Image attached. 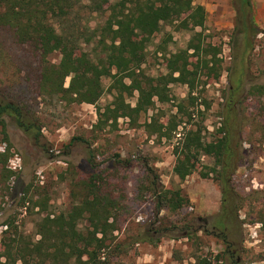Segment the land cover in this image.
<instances>
[{"label":"rangeland","instance_id":"obj_1","mask_svg":"<svg viewBox=\"0 0 264 264\" xmlns=\"http://www.w3.org/2000/svg\"><path fill=\"white\" fill-rule=\"evenodd\" d=\"M195 3L206 9L204 27L163 26L147 47L143 71L152 78H169L174 73L170 59L187 50L197 33H201L205 46L211 44L220 51V62L211 77L203 72L199 75L192 94L195 104L188 97V85L170 83L171 101L157 102L136 127L126 118L120 119L115 128L99 126L98 107L113 99L109 77L102 80L104 90L96 105L71 103L48 93L41 83L43 65L38 45L23 43L14 28L0 26V105L11 104L20 112L3 116L12 146L8 169L13 174L6 180L0 169V264L20 263H14L16 252L11 259L4 253L5 224L12 225L5 236L8 240L15 241L23 234L28 240L38 241L39 225L48 217L55 219L81 204L83 182L94 173L99 190L115 202L110 221L114 230L108 234V244L111 248L119 246L112 255L116 264H195V257L214 263L219 258L223 264H236L237 258L239 264H264V94H252L253 87L264 85V35L255 39L254 49L248 51L242 64L244 44L236 30L238 17L233 1ZM252 3L255 23L264 30V0ZM105 21L106 17L97 14L82 16L79 28L87 35L81 38L83 52L97 50V40L87 44L86 39ZM189 54L193 71L198 67V57L193 51ZM60 60L59 52L47 56V61L55 65ZM239 77L242 88L234 99L241 103L231 121L237 158L232 186L242 202L238 218L226 235L217 225L221 187L214 173L202 176L214 166L215 159L201 157L194 173L181 181L174 173V149L191 128L201 127L207 142L222 137L217 129L226 118L224 105L229 89ZM68 84L69 79L65 86ZM136 94L128 98L132 106L136 105ZM180 104L185 108L182 113H178ZM187 112L193 113L192 120ZM146 122L163 125V131L151 134ZM35 127L40 128L38 142L35 136L39 130ZM2 140L0 126V151L4 152L6 144ZM154 181L158 194L153 191ZM28 187L32 203L23 204ZM178 190L184 200L182 206L160 210V196ZM86 214L75 219L77 231L84 236L92 231V221ZM229 244L234 257L228 251Z\"/></svg>","mask_w":264,"mask_h":264},{"label":"trees","instance_id":"obj_2","mask_svg":"<svg viewBox=\"0 0 264 264\" xmlns=\"http://www.w3.org/2000/svg\"><path fill=\"white\" fill-rule=\"evenodd\" d=\"M237 8V32L243 40L244 51L242 64L250 49H254L255 39L264 35L255 23L252 0H232ZM84 14H97L106 17L105 24L92 31L87 44L97 40L94 53L83 52L81 38L87 36L80 30V21ZM206 9L195 0H0V26H9L16 30L17 38L23 43L38 45L42 58L41 83L48 93L60 96L65 101L78 104L96 105L103 93V78L112 80L110 91L112 101L98 107L100 127H117L118 121L126 118L133 127L138 125L142 115L155 109L157 102L165 104L171 101L169 84H186L190 87V99L201 72L211 77L220 62V51L202 42L201 33L190 41L187 50L174 54L170 59L174 73L169 78H152L143 71L146 62L147 47L156 33L165 25H175L182 29L189 26L203 28L206 22ZM142 40H139V39ZM189 51L198 57V67L190 70ZM59 52L60 63L55 65L47 61V56ZM192 57V56H191ZM243 74V69L241 76ZM69 79L66 87L65 83ZM128 81V82H127ZM242 77L229 89L227 103L224 105L226 118L217 129L222 137L207 142L201 127L191 128L176 146L177 156L174 173L184 181L194 173L203 156L215 159L214 166L203 177L215 174V180L221 187V211L217 225L228 235L238 218L242 199L233 189V176L236 172V148L233 144L234 127L232 115L238 111L240 101L234 96L242 88ZM252 94H264V85L252 88ZM137 96L136 105L132 106L128 98ZM251 94V93H250ZM185 110L178 106V113ZM240 110V108H239ZM8 113L19 115L11 104L0 105V126L6 144L4 152L0 151L1 174L9 180L13 172L8 169L11 147L6 123L3 116ZM193 119V113L187 112ZM19 119V116H18ZM147 129L154 132L163 131V125L146 122ZM28 129V128H27ZM35 140L40 141V128ZM154 129V130H152ZM205 129V128H204ZM96 173L89 181L83 182L84 196L81 204L73 211L61 214L55 219L50 217L39 225L38 235L41 238L34 242L23 234L14 240H8L11 224H5L3 250L7 259L16 252L14 263L19 264H116L113 261L114 251L108 244V234L114 230L111 223L115 202L102 194L97 184ZM156 178H158L156 176ZM153 191L158 194L157 182L152 183ZM30 188L24 192L23 204L32 203L29 197ZM162 195V192H161ZM159 209H176L183 204L181 191L164 192L159 199ZM89 214L92 231L88 236L78 232L75 225L77 217ZM17 234H19L17 232ZM216 263L207 258L195 257V264H223L219 258Z\"/></svg>","mask_w":264,"mask_h":264},{"label":"flooded vegetation","instance_id":"obj_3","mask_svg":"<svg viewBox=\"0 0 264 264\" xmlns=\"http://www.w3.org/2000/svg\"><path fill=\"white\" fill-rule=\"evenodd\" d=\"M205 223H206V225L208 224V222L207 221H205ZM223 236L226 238V236L223 234ZM228 251L231 253V257H234V255H235V251L232 249V244H229L228 245ZM240 259L239 258H237L236 259V264H239L240 263Z\"/></svg>","mask_w":264,"mask_h":264}]
</instances>
